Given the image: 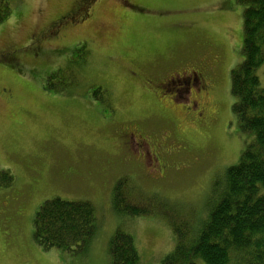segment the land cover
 I'll return each mask as SVG.
<instances>
[{
  "label": "rangeland",
  "instance_id": "1",
  "mask_svg": "<svg viewBox=\"0 0 264 264\" xmlns=\"http://www.w3.org/2000/svg\"><path fill=\"white\" fill-rule=\"evenodd\" d=\"M80 1L12 0L0 25V173L14 179L0 185V264H110L118 229L134 237L141 264H161L176 246L171 226L158 213L118 214L115 187L126 176L136 194L164 198L195 224L217 203L226 169L253 141L232 109L244 6L98 0L81 25L67 17ZM59 17L76 24L48 35ZM203 65L215 69L206 73L209 90L181 96L165 86L175 72ZM257 72L264 88V65ZM51 73L68 79L64 92L45 88ZM54 197L94 205L85 254L35 241L36 213Z\"/></svg>",
  "mask_w": 264,
  "mask_h": 264
},
{
  "label": "trees",
  "instance_id": "2",
  "mask_svg": "<svg viewBox=\"0 0 264 264\" xmlns=\"http://www.w3.org/2000/svg\"><path fill=\"white\" fill-rule=\"evenodd\" d=\"M244 6V61L231 73L233 112L253 141L240 161L228 167L220 198L207 216L192 223L164 198L136 194L137 187L122 177L116 184L113 208L118 214H160L171 226L176 246L161 264H264V88L258 69L264 65V0H236ZM13 14L12 0H0V25ZM48 77L45 88L64 92L68 79ZM9 171L0 185L11 186ZM135 199H132V194ZM143 196V197H139ZM138 200V201H137ZM97 229L95 207L89 201L54 197L43 203L34 218V239L44 249L85 254ZM110 264H141L134 237L118 229L109 245Z\"/></svg>",
  "mask_w": 264,
  "mask_h": 264
},
{
  "label": "flooded vegetation",
  "instance_id": "3",
  "mask_svg": "<svg viewBox=\"0 0 264 264\" xmlns=\"http://www.w3.org/2000/svg\"><path fill=\"white\" fill-rule=\"evenodd\" d=\"M98 0H81L79 2V4L77 5V7L75 8V10H73L72 12L69 13V16L67 17H77L78 20L75 21L76 23H79L81 25L85 24L86 21H88L91 18V12L93 9V3L97 2ZM131 0H125V2H130ZM68 15V14H67ZM63 18L64 17H59L58 19H56L53 24L51 25V29H49L48 31H46V33H48V35H52V34H59L63 25H66L69 23V25L73 24V23H64L63 22ZM75 23V24H76ZM73 24V25H75ZM46 35V34H45ZM214 68V67H213ZM215 71V69H214ZM213 69L211 71L207 70L204 65L203 68L201 69H195V68H190V69H185L181 72H175V74L173 76H171L169 78L168 81H166L165 86H169L170 89L174 90L175 95L177 93H180L181 96L183 93H187V94H191L193 92H202V91H206L210 89V85L211 83L209 82L206 73H214ZM160 86V84H159ZM164 86H160L159 88H163ZM174 95V97H175ZM175 99V98H174ZM190 100V98H188V101ZM188 103V102H186ZM185 104V103H184ZM187 106H189L188 104H185ZM192 107H189V109L191 111L194 112H198V103L197 101H193L192 102ZM135 134V133H134ZM133 134V135H134ZM135 136V135H134ZM132 140V139H130ZM129 140V142H130ZM136 142H139V144H142L139 140ZM133 143L134 145L136 144ZM129 144V143H128ZM137 145V144H136ZM141 148H144L143 146H141ZM155 161L157 162V164L160 165V160L158 155H155ZM157 171H161L159 168L156 169ZM156 171V172H157Z\"/></svg>",
  "mask_w": 264,
  "mask_h": 264
}]
</instances>
